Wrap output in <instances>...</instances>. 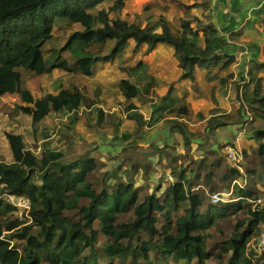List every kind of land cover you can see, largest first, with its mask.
<instances>
[{"label": "trees", "instance_id": "trees-1", "mask_svg": "<svg viewBox=\"0 0 264 264\" xmlns=\"http://www.w3.org/2000/svg\"><path fill=\"white\" fill-rule=\"evenodd\" d=\"M107 1L112 2L108 11L90 12ZM131 1L0 0V98L18 94L24 104L32 105L30 118L35 126L51 115L76 113L90 101L79 89L65 87L34 99L24 87L23 72L36 76L53 70L71 73L74 67L82 76L90 77L97 61L112 62L132 42L134 50L145 46V55L158 45H166L179 64L178 81L194 84L197 71L210 74L212 68L227 69L242 52L239 25L233 17L198 28L186 19L174 28L161 18L159 31L109 19V12L120 11ZM219 2L226 5V0ZM237 5L233 0L230 11ZM214 11H218V5ZM57 25H78L80 30L70 33L48 59L43 47L52 41ZM107 40L111 46L106 55L84 54L92 45H103ZM64 52L70 54V60H62ZM257 60V53L252 54L255 70L264 69V59L261 63ZM126 70L128 78L119 83L126 101L139 94L138 84H145L146 92L155 86L148 65L142 61ZM246 77L249 80L241 86L239 112L230 122L238 124L240 130L256 118H264V88L253 70ZM226 80L221 78L219 82ZM174 92L169 87L157 110L174 118L169 119V132L180 134L181 143L152 148L156 161H146L166 164L168 174L161 175L151 191H147V185L137 187L133 183L143 167L141 160L126 157L129 167L124 177L120 172L125 168L121 167L105 170L97 177L105 164L89 152L62 162V154L46 145L36 156L26 148L21 135L6 134L12 162L0 161V194L27 199L30 211L29 219L8 233L9 219L16 208L0 198V264H264V252L257 255L249 250L250 242L264 228V208L251 206L264 191V130L253 132L251 139L256 145L240 150V162L232 165L221 153L226 144L218 143L215 135L229 123L210 118L200 139L205 156L192 157L194 136L186 123L191 107ZM133 109L130 104L127 111ZM19 111L23 107L15 106L8 114L17 115ZM128 118L134 121L138 136L142 115ZM132 144L124 145L121 153ZM180 146L183 153L177 152ZM166 175L172 181L162 187ZM225 190L231 199L212 204L210 196ZM225 228L231 232L227 234ZM216 231L219 241L212 242Z\"/></svg>", "mask_w": 264, "mask_h": 264}, {"label": "rangeland", "instance_id": "rangeland-1", "mask_svg": "<svg viewBox=\"0 0 264 264\" xmlns=\"http://www.w3.org/2000/svg\"><path fill=\"white\" fill-rule=\"evenodd\" d=\"M205 4L208 5L204 6ZM111 6L112 2L107 1L90 12L96 14L100 10L108 11ZM209 7H211L210 0H133L126 3L122 10L109 12V19H123L141 27L152 26L155 31H159L157 24L161 18L168 20L174 28H179L180 21L186 19L193 23L194 28H198L202 24H218L221 15L216 11L212 13ZM78 30H80L78 25L70 27L57 25L52 41L43 47L44 56L51 58L64 45L69 34ZM238 43L242 47V52L235 56V62L229 68H212L210 74L200 71L196 75V82L192 85L188 83L182 85L178 81L179 64L166 45H159L151 54L145 55V46L134 50L132 42L118 53L112 62L97 61L90 77H84L76 72L72 62H69L73 67L71 73L53 70L51 73L36 76L23 72L24 87L34 99L45 93L56 94L61 87L77 88L90 101V105L80 108L76 113L51 115L33 126L30 118L32 105L24 104L17 94L3 95L0 98V161L6 164L12 162L6 134H16L21 135L26 148L36 156L41 153L44 145L50 150L61 153L62 162L74 159L84 152L91 153L105 164L97 171V177L105 170L116 171L120 167L125 168L120 172L124 177L126 168L129 167L125 158L141 160L143 167L133 183L137 187L147 185V191H151L161 175L168 174L164 169L166 164L152 165L146 161L149 158L152 163L156 161L152 148L155 145L162 146L164 143L172 144L175 140L181 143L180 134L175 130L169 132V121L174 118L163 119V115L165 118L170 114H161L157 110L161 100L168 96L169 87L175 90V96L191 107L192 114L186 123L188 131L194 136L192 144L195 150L192 152V157L205 156L200 139L204 134L206 121L210 118L229 123L217 130L218 143L232 144L237 149L247 151L249 147L256 145L251 139L253 132L264 130V118H256L243 130L237 129L238 124H230V122L239 112V95L242 92L241 86L249 80L246 77L248 71H254L264 88V69L255 70L251 62V55L254 53L258 55V63L264 59L261 53V50H264V27L245 26L244 34L239 38ZM252 45L257 48H253ZM110 46L111 41L107 40L103 45H92L89 50L84 51V54L101 57L108 53ZM61 57L62 60L71 59L68 52L62 53ZM137 61L148 64V75L156 84L148 92L143 89L145 84H138L139 94L131 101H126L119 89V83L128 78L126 69L135 67ZM228 73H232V78H228ZM221 78H226V82L220 83ZM259 91L260 88L257 89V93ZM130 104L135 109L127 111ZM15 106H22L23 111L10 116L8 113ZM133 114H141L143 117V125L138 136L135 135L134 121L128 118ZM244 119L247 121L249 118ZM239 133L242 134V140L237 143L236 138ZM127 144H132V147L127 152L121 153V148ZM212 148H216V145H212ZM167 181H172L169 175L164 178L162 187L166 186ZM95 182L98 183L97 180ZM230 196V192L225 190L220 198L226 202L231 199ZM258 199L260 202L251 206L264 208V191ZM9 220L8 233L18 228L24 222V217H19L14 212ZM225 231L229 234L231 229L225 228ZM256 240L257 237H254L249 244V250L255 253H257ZM211 241H219L217 231L212 234ZM99 242H104L101 235Z\"/></svg>", "mask_w": 264, "mask_h": 264}, {"label": "crops", "instance_id": "crops-1", "mask_svg": "<svg viewBox=\"0 0 264 264\" xmlns=\"http://www.w3.org/2000/svg\"><path fill=\"white\" fill-rule=\"evenodd\" d=\"M237 1H238V5L235 8V10H233L232 12L230 11L229 8L232 5L233 0H226V5L224 7L219 2V0H210L211 7H209V8L212 10V13H214L213 9H215V6L218 5V11H216V12H218L221 15L220 20H226L228 17L235 18L236 21L238 22V25H239V28H238L239 33H240L239 38L244 34L245 26L246 27L247 26H253V27L263 26L264 27V0H237ZM239 38H238V40H239ZM261 53L264 56V50H261ZM144 64H146V63H144ZM146 65H148V64H146ZM198 72H200V71H197L196 75L198 74ZM179 82H181L182 85H184L186 83L191 84V83L186 82V81H179ZM4 95H14V94H4ZM163 119H170V118L165 117ZM237 129H238V127H237ZM215 135H218L217 130L215 131ZM241 140H242V136H241L240 140L236 141V142L237 143L241 142ZM234 147H236V146H234ZM191 149H192V152L195 150V147L193 146V144H191ZM203 149H204V147H203ZM213 149H215V148H213ZM239 150H240V148H239ZM242 150H244V149H242ZM177 152L183 153L184 152L183 146L178 147Z\"/></svg>", "mask_w": 264, "mask_h": 264}, {"label": "built area", "instance_id": "built-area-1", "mask_svg": "<svg viewBox=\"0 0 264 264\" xmlns=\"http://www.w3.org/2000/svg\"><path fill=\"white\" fill-rule=\"evenodd\" d=\"M242 134L239 133L238 137L236 138V141H239L241 138ZM222 153L225 157V159L231 163L232 165H237L240 160H241V154H240V150L237 149L236 147H234V145L232 144H226L223 149H222ZM171 178V177H170ZM229 194V193H228ZM221 194H213L210 196V200L212 204H217L220 201H223L222 198H220ZM224 196V194H222ZM3 197V199L5 200L6 203H9L11 205H13L16 208V214L19 217H24V220H28L29 216L28 213L30 211V204L29 201L25 198H14L11 195H1L0 194V198ZM260 200L258 199L255 203H259ZM254 203V204H255ZM256 251L257 253L261 254L262 252H264V229L261 231L259 237H257L256 240Z\"/></svg>", "mask_w": 264, "mask_h": 264}]
</instances>
